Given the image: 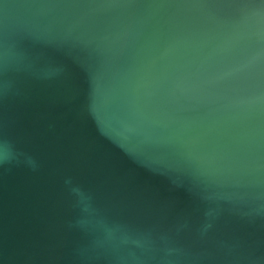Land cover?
<instances>
[{"label":"water","instance_id":"obj_1","mask_svg":"<svg viewBox=\"0 0 264 264\" xmlns=\"http://www.w3.org/2000/svg\"><path fill=\"white\" fill-rule=\"evenodd\" d=\"M0 264H264V0H0Z\"/></svg>","mask_w":264,"mask_h":264}]
</instances>
